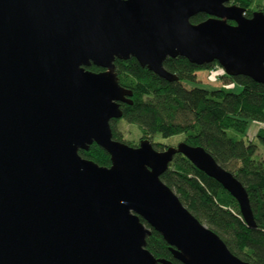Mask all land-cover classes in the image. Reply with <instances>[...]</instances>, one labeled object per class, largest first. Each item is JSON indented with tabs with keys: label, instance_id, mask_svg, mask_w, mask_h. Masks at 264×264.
<instances>
[{
	"label": "water",
	"instance_id": "95a60500",
	"mask_svg": "<svg viewBox=\"0 0 264 264\" xmlns=\"http://www.w3.org/2000/svg\"><path fill=\"white\" fill-rule=\"evenodd\" d=\"M198 13L208 18L191 23ZM177 56L264 84V12L247 17L231 0H0V264H173L145 248L151 229L182 264H250L160 179L182 154L255 228L246 190L203 147L112 138L130 95L114 60L173 81L163 61ZM93 143L110 167L79 154Z\"/></svg>",
	"mask_w": 264,
	"mask_h": 264
},
{
	"label": "trees",
	"instance_id": "16d2710c",
	"mask_svg": "<svg viewBox=\"0 0 264 264\" xmlns=\"http://www.w3.org/2000/svg\"><path fill=\"white\" fill-rule=\"evenodd\" d=\"M244 9L245 16L253 11L264 12V0H231ZM204 13L190 18L191 23L207 19ZM232 23V22H230ZM114 73L118 84L130 92L127 102L119 109L127 123L135 124L140 138L155 135L168 138L181 135L179 142L201 146L225 170L230 172L247 192L255 228L245 224L236 200L216 180L195 168L182 154H175L168 168L160 175L161 181L178 197L183 206L207 228L213 231L238 258L250 264H264V158L258 157L260 143L264 147V128L253 136L246 134L251 121L264 123V84L238 75L221 77L240 85L235 93L226 88H186L183 81L196 82V73L202 69L219 67L216 62L196 65L186 58L167 57L163 68L175 75L168 81L142 67L129 57L115 59ZM92 72L103 69L90 64ZM119 119L110 121L112 138L136 147L139 141L124 140L117 128ZM155 150H163L161 142L151 141ZM79 154L99 166H111L110 156L97 144ZM141 221L147 225L142 219ZM145 248L156 258L175 260L161 234L151 229L145 239Z\"/></svg>",
	"mask_w": 264,
	"mask_h": 264
},
{
	"label": "rangeland",
	"instance_id": "374dc122",
	"mask_svg": "<svg viewBox=\"0 0 264 264\" xmlns=\"http://www.w3.org/2000/svg\"><path fill=\"white\" fill-rule=\"evenodd\" d=\"M222 74H225V71L222 67H214L213 70L211 69H202L196 73V82L191 81H183V85L186 88H191L193 86L202 87L208 90L217 89V88H226L231 90L232 92H239L241 87L234 81H230L229 79H224L221 77ZM261 122L251 121L247 127L246 134L252 135L254 133L255 127L257 124ZM264 124V123H263ZM117 128L121 132L124 140H131V141H138L140 140V130L135 124L127 123L124 119H119L117 122ZM155 142H161L165 145H176L180 139L181 135H175L168 138H163L160 135H155L152 139ZM257 144H259V149L257 150L258 157L264 158V147L255 140Z\"/></svg>",
	"mask_w": 264,
	"mask_h": 264
},
{
	"label": "crops",
	"instance_id": "0c3cea01",
	"mask_svg": "<svg viewBox=\"0 0 264 264\" xmlns=\"http://www.w3.org/2000/svg\"><path fill=\"white\" fill-rule=\"evenodd\" d=\"M259 128H264V124H263V123L257 124L256 127H255V130H254V133H255L256 130L259 129ZM254 133H253L251 136H253ZM248 136H250V135H248Z\"/></svg>",
	"mask_w": 264,
	"mask_h": 264
}]
</instances>
